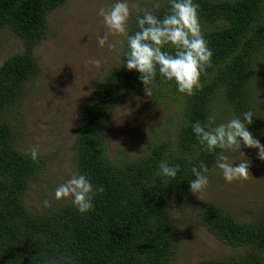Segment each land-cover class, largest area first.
I'll list each match as a JSON object with an SVG mask.
<instances>
[{
    "label": "trees",
    "instance_id": "trees-1",
    "mask_svg": "<svg viewBox=\"0 0 264 264\" xmlns=\"http://www.w3.org/2000/svg\"><path fill=\"white\" fill-rule=\"evenodd\" d=\"M64 1L0 0V32L9 30L23 45L0 62V264H169L177 242L171 206L187 204L192 167L203 162L212 169L216 158L201 151L191 123L203 121L220 94L235 116L253 111L249 131L264 144V114L254 103L252 82L264 67V0H197L201 30L213 52L201 75L202 89L182 94L157 71L149 87L180 105L175 139L156 142L137 159L113 162L104 140L109 117L123 96L144 89L139 74L123 67L126 41L120 63L92 90L76 126L77 171L94 187H104L83 216L71 202L45 212L24 203L42 159L34 163L15 148L10 118L39 72L33 48L48 31V13ZM167 7L166 0L152 12L162 17ZM136 15L142 12L132 14L129 34L138 31ZM162 161L180 166L175 178L157 175ZM192 220L233 248L227 256L194 264H264V211L244 217L205 206Z\"/></svg>",
    "mask_w": 264,
    "mask_h": 264
},
{
    "label": "rangeland",
    "instance_id": "rangeland-1",
    "mask_svg": "<svg viewBox=\"0 0 264 264\" xmlns=\"http://www.w3.org/2000/svg\"><path fill=\"white\" fill-rule=\"evenodd\" d=\"M166 0H129L132 14L143 9L153 11ZM113 0H65L48 13V31L33 48L39 72L27 82L25 95L10 112L15 132L14 146L28 153L38 147L39 171L24 195V203L35 211H47L69 203L70 198L57 200L55 189L78 173L74 160L76 126L83 105L104 74L120 63L126 43L123 35H110L107 45L100 47L97 36L107 29L98 16L100 7L108 8ZM23 50L21 41L9 30L0 32V62L5 56ZM99 59L96 66L87 63ZM254 103L264 114V67L254 75ZM123 96L111 113L104 131L105 148L113 162L141 157L158 141H174L180 123V105L176 100L156 95L150 88ZM217 123L234 115L230 105L218 94L211 113ZM244 153H242V152ZM226 152L237 164L249 159L247 178L228 183L219 169L210 175V183L197 195L191 191L187 204L180 209L171 206L177 242L175 256L169 264H194L201 259L227 256L233 248L194 223L193 216L205 206L232 209L240 216L264 211V161L257 149L245 148ZM48 199L49 207L43 200Z\"/></svg>",
    "mask_w": 264,
    "mask_h": 264
},
{
    "label": "clouds",
    "instance_id": "clouds-1",
    "mask_svg": "<svg viewBox=\"0 0 264 264\" xmlns=\"http://www.w3.org/2000/svg\"><path fill=\"white\" fill-rule=\"evenodd\" d=\"M167 3V10L162 17L147 9L142 10V15H136L138 31L132 34L128 32L132 16L129 0H113L110 7H100L97 14L107 31L97 36V43L100 47L107 45L111 49L113 44L109 42L110 35L126 37L123 67L139 74L138 78L148 96L151 94L149 85L154 81L157 71L163 80L174 82L180 93L191 96L202 89L201 75L211 66L213 52L201 30L197 0H167ZM87 63L99 66L101 61L90 58ZM253 117V111L248 110L226 122L217 123V116L212 112L203 121L191 123V130L201 151L214 153L216 157L212 169L203 162L199 168L192 167L194 179L189 180L188 184L193 194L197 195L209 185L210 174L216 169L220 170L228 183L247 178L249 159L237 164L230 160L226 152L235 149L241 151L242 146L254 148L258 150V159L264 161V144L249 131V126L254 122ZM26 154L31 156L34 163L38 162L37 146H33ZM179 170L178 164L162 161L157 175L175 178ZM103 191L104 187H94L86 174L76 173L55 189V198H70L72 206L83 216L94 209V198ZM43 204L45 207L50 206L48 199H44Z\"/></svg>",
    "mask_w": 264,
    "mask_h": 264
}]
</instances>
